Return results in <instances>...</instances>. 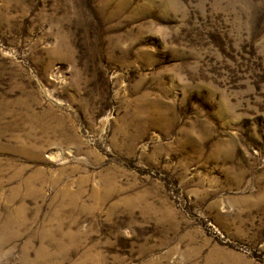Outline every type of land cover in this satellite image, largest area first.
<instances>
[{"label":"rangeland","instance_id":"1","mask_svg":"<svg viewBox=\"0 0 264 264\" xmlns=\"http://www.w3.org/2000/svg\"><path fill=\"white\" fill-rule=\"evenodd\" d=\"M0 264H264V0H0Z\"/></svg>","mask_w":264,"mask_h":264}]
</instances>
